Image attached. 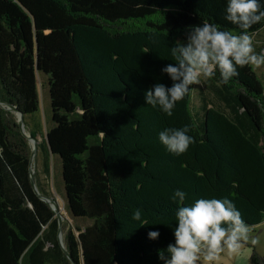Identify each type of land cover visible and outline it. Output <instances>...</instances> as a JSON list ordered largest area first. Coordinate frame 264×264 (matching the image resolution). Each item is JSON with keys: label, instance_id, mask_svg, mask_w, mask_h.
Wrapping results in <instances>:
<instances>
[{"label": "trees", "instance_id": "trees-1", "mask_svg": "<svg viewBox=\"0 0 264 264\" xmlns=\"http://www.w3.org/2000/svg\"><path fill=\"white\" fill-rule=\"evenodd\" d=\"M225 0H0V101L24 116L39 110L38 74L46 77L50 116L38 148L43 173L58 157L65 208L75 224L64 247L76 264H162L173 242V190L231 199L248 227L264 221V76L239 68L227 85L206 78L214 101L194 86L172 116L145 104L174 57L171 45L190 26L223 19ZM142 24V26H139ZM264 21L248 30L264 51ZM257 68V67H256ZM264 69V65L260 67ZM190 127L181 155L158 140L165 127ZM30 147L13 114L0 108V264H70L57 241V221L29 181ZM136 208L142 220H132ZM159 230L157 239H148ZM249 264H264L253 250Z\"/></svg>", "mask_w": 264, "mask_h": 264}, {"label": "clouds", "instance_id": "clouds-1", "mask_svg": "<svg viewBox=\"0 0 264 264\" xmlns=\"http://www.w3.org/2000/svg\"><path fill=\"white\" fill-rule=\"evenodd\" d=\"M223 19L240 31L233 34L207 21L188 28L183 40H176L171 47L174 62L166 64L161 72L170 85L154 83L144 92L145 104L167 116H172L177 102L184 99L190 86L203 78L219 76V83L227 85L239 75V68L264 65V53L254 49L248 30L264 21V0H225ZM190 127H165L158 133L159 142L174 155L185 153L194 142ZM187 193L173 190L170 199L181 206L175 211L172 229L173 242L158 251L162 264H213L219 254L238 253L248 240L249 227L241 211L228 197L198 198L184 204ZM143 210L136 208L132 220L148 225L142 220ZM159 230H150L148 239H157ZM256 243L255 240L252 241Z\"/></svg>", "mask_w": 264, "mask_h": 264}, {"label": "rangeland", "instance_id": "rangeland-1", "mask_svg": "<svg viewBox=\"0 0 264 264\" xmlns=\"http://www.w3.org/2000/svg\"><path fill=\"white\" fill-rule=\"evenodd\" d=\"M139 26H142V24H140ZM260 35L264 36V31H261ZM252 67H253L252 71L254 72L256 78L259 79L261 82H263L259 76L260 75L264 76V69L256 68L253 65ZM37 77H38L37 90L39 95V110L37 114L33 117V119H27V122L30 125L36 123L39 126L40 134H38L37 136V142L39 143L43 139L45 134L46 120H48V115L50 116V107H49V98L47 95V89L45 85L46 77L41 74H38ZM201 89L207 92L208 101L215 102L214 98L209 93L208 82L206 81V78L202 77V82L194 86V96H193L194 107H196V105H199V100L197 95ZM35 163H36V167H35L34 178L38 192L42 195H46L53 198L56 201L60 213L64 218L62 221V242L64 245V241H63L64 235L67 233L69 229L73 227L75 221L68 214L65 208V194L61 179L60 161L58 157L52 156L51 159H49V173L45 175L43 173V153L41 149L38 148L36 153ZM248 237H249L248 240L244 242L243 246L241 247L238 253L229 254L228 251L225 250L224 252L219 254L218 258L216 259V261L213 262V264H249V258L253 250H255L258 253V255H260L261 257H264V221L259 225L249 227ZM253 240H255L256 243H253L252 242ZM198 264H205V262L201 260L198 262Z\"/></svg>", "mask_w": 264, "mask_h": 264}, {"label": "water", "instance_id": "water-1", "mask_svg": "<svg viewBox=\"0 0 264 264\" xmlns=\"http://www.w3.org/2000/svg\"><path fill=\"white\" fill-rule=\"evenodd\" d=\"M0 108L7 111V112H11L14 114V116L16 118V123H17L18 129L29 144L30 156H29V162H28V174H29L30 185L32 187L34 194L41 201L45 202L49 206V208L52 210V212L54 213V217L56 218V221H57V241H58V244H59L62 252L66 256V258L69 260L70 264H76V262L70 257V255L65 250V247H64L63 242H62V221L64 218H63L62 214L60 213V210L57 206L56 201L49 196L40 194L38 192L36 184H35V178H34L35 167H36L35 158H36V153L38 150V142L35 138H33L30 135L29 132H27L25 125H24V116L18 110V108L16 106L0 101Z\"/></svg>", "mask_w": 264, "mask_h": 264}]
</instances>
